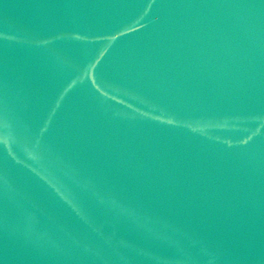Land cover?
Segmentation results:
<instances>
[{"label":"water","instance_id":"95a60500","mask_svg":"<svg viewBox=\"0 0 264 264\" xmlns=\"http://www.w3.org/2000/svg\"><path fill=\"white\" fill-rule=\"evenodd\" d=\"M0 264H264V0H0Z\"/></svg>","mask_w":264,"mask_h":264}]
</instances>
